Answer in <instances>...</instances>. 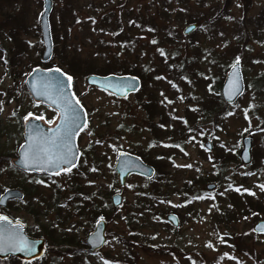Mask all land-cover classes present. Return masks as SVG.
Listing matches in <instances>:
<instances>
[{"label":"rangeland","instance_id":"obj_1","mask_svg":"<svg viewBox=\"0 0 264 264\" xmlns=\"http://www.w3.org/2000/svg\"><path fill=\"white\" fill-rule=\"evenodd\" d=\"M52 1L49 21L58 39L50 61L40 67L58 64L70 75L66 65L69 59L99 69L109 62L133 66L141 72L153 67L154 71L149 69L138 93L121 99L88 86L85 72L91 70L87 66L72 73V92L87 115L76 141L82 152L79 165L51 177L12 173L8 179V167L22 139L24 117L31 112V117L43 116L41 121L52 126L57 114L35 104L21 87L31 62L40 59L42 52L37 27L41 2L0 0V156L8 157L0 162V193L9 187L25 195L1 211L21 219L32 236L43 238L46 247L41 259L27 264H264V235L252 231L257 220H264V214L254 212L255 216H243L234 222H219L216 214L234 197L239 202L246 197L264 202V0ZM117 16L122 25L120 33L116 31ZM192 23L195 29L184 34V27ZM10 32L15 34L16 45ZM21 41L26 42L25 52L18 49ZM174 54L176 63H170ZM236 57H240L243 94L235 103L226 104L213 123L200 120L191 108L214 104L224 74ZM93 71L105 75L98 69ZM147 96L163 109L168 126L174 129L179 122H190L191 133L175 137L182 141L183 151L165 148L172 142L170 133L159 136L153 145L159 147L150 148L154 137L144 129L145 111L138 107ZM188 110L193 113L190 118ZM245 134L252 135V163L243 166L239 160L228 162L220 168V174L215 172L216 162L203 148V137L211 142L214 158L217 148L225 154H238ZM148 139L152 151L149 160L158 159L161 153L170 155V168L160 176L170 178L175 189L190 175L209 180L195 185V195L191 192L187 201L184 195L159 200L146 222L140 219L136 227H131L126 217L133 211L136 192L146 180L132 176L119 186L112 166L116 150L147 146ZM76 178L86 192L107 193L106 199L94 196L103 211L112 192H120L123 197L105 219L106 241L93 255L84 250L93 220L73 210L82 200V195L70 188ZM17 179L23 188L15 185ZM8 180L13 186H8ZM207 183L215 187L206 190ZM186 202L189 207L181 209L180 204ZM168 213L178 216L177 228L166 222ZM0 264L21 263L12 259Z\"/></svg>","mask_w":264,"mask_h":264},{"label":"water","instance_id":"obj_2","mask_svg":"<svg viewBox=\"0 0 264 264\" xmlns=\"http://www.w3.org/2000/svg\"><path fill=\"white\" fill-rule=\"evenodd\" d=\"M52 9V0H42V12L39 17L41 37L44 44V50L41 55L43 62L48 61L51 58L52 54V39L50 34V27L48 16ZM195 25H189L184 28L183 33H189ZM235 63V62H234ZM234 63L228 68L225 72L224 79L220 85V94L225 103H233L236 99L242 94L244 90L243 79L240 70V64L237 67H233ZM56 68L43 69L40 67L33 68L29 74L24 79V84L29 92L30 96L36 100L43 102L50 107L58 110L59 118L57 123L53 127L44 126L38 119L30 118L24 124L23 132V142L19 145L16 151V158L13 160V165L23 171L34 174H50L59 171L56 168H49L47 171H37L35 166H26L23 164L22 158L25 152L29 151V144L33 143L29 137L32 136L36 140H39L41 137L48 136L49 129H53L61 123L60 114L61 109L59 102L53 103V100L57 99L59 95L67 97L72 104V107L75 108L78 123L81 125V128L85 122V111L80 104L76 103V100L70 90V85L67 80V76L63 75L64 73L49 71ZM239 77L238 86L239 91H236L235 81L236 77ZM87 85L95 86L102 90L108 91L113 95L119 98H125L129 94H133L140 89L141 83L138 77L132 75H114L108 74L104 76L99 75H88L85 79ZM232 81L233 83H230ZM126 83H134L135 88H121L117 85H123ZM58 84L60 88L58 90ZM80 130L77 131V134ZM75 134L72 137L71 146L72 153L74 156V163L76 165L78 159V150L76 147V137ZM241 149L239 152V160L243 165H248L251 162V147H252V136L250 134L244 135L241 140ZM205 147L208 150H211V144L207 142ZM113 169L116 173L117 182L122 186L126 178L131 174L141 175L147 179H150L154 176V168L146 164L139 156L130 154L128 152L119 150L116 153L115 162ZM214 184H208L207 189H212ZM22 193L20 190L12 188L7 189L0 194V207H6L7 201L11 199H21ZM121 195L119 193L112 194L110 197L111 204L114 207H117L121 203ZM0 216H6L0 214ZM8 217V216H7ZM166 220L170 222L173 226L178 225V219L174 214H168ZM11 222V223H9ZM22 225L18 229L19 234L23 237V240L27 242V246L23 250L9 249L0 251V259L7 258L9 256H15L16 258L24 261L33 260L41 256L44 248V240L42 238H32L26 234L25 225L19 221ZM17 221H13L8 217V221L0 220V229H15ZM105 222L104 220H97L94 224L92 231L86 236L85 242L89 246L90 251H94L97 248H100L105 240L104 236ZM252 230L255 233L264 234V220H258L252 226ZM8 233L5 232L4 235ZM30 249V250H29Z\"/></svg>","mask_w":264,"mask_h":264},{"label":"trees","instance_id":"obj_3","mask_svg":"<svg viewBox=\"0 0 264 264\" xmlns=\"http://www.w3.org/2000/svg\"><path fill=\"white\" fill-rule=\"evenodd\" d=\"M116 18L117 19L115 20V24H117V29H118L116 31H118V33H120V31L122 29V25L119 23L120 22L119 21L120 16H117ZM106 24H107V22H105V25ZM1 31H2V29H0V32ZM38 31H39V28H38ZM8 34L10 35L11 40L15 41V45H16L15 34L11 33V32ZM56 34L57 33L52 32V38H53V44H54V46H53L54 53H55L56 44H57L56 40L58 39V36ZM125 37H126V35L123 36L124 42H126ZM129 42L131 43V40H129ZM41 47H42V45H41ZM18 49L21 52H25L27 50L26 42L21 41V43L18 45ZM175 57H176V55L174 54L173 57L170 58L171 59L170 63H176V61L174 60ZM15 62L18 63L19 59ZM31 64L33 67V66H37V65L38 66L46 65L48 63L43 64L40 59H37L35 61H32ZM66 65L71 70L70 75L74 72L78 73L81 68L82 69L84 68V66H87L88 70L89 69L91 70V71H86L85 74L86 73L87 74H91V73L100 74V73L93 71V70H97V69L99 71L104 72L105 74H109V73L117 74V72H128L129 74L136 75L140 78V80L142 82L141 87H143V85H145L146 78H147L146 74H147V76L149 75V69L154 71L153 67H151V68L147 67V69L144 68V71L141 72L140 70H137L133 66L124 67L123 65L110 64L109 62H107L106 65H108V66L106 68L99 69V68L91 67V65H89L86 62H84L83 64H80L79 62H77L75 60H69V59L66 61ZM48 66H58L59 68L63 69L58 64H50ZM116 67H119V68H116ZM21 87L23 90H25L23 85ZM152 102H154V103H152ZM225 106H226V104L223 103L219 93L217 92L216 100H215L213 105H210V103H207V104L205 103L203 105H198L196 107L194 106L191 109L196 112V114L200 120L210 119L211 123H213L215 117L221 113V109H223V107H225ZM138 107H141L145 111V120H144V124H143L144 129L147 130L148 134L151 133L152 136L154 137V139L150 141L151 142L150 148H152L154 150L155 148L159 147V146H153V145L157 144V141H159V136H161L164 133H170L171 135H173V137L170 138L172 142H170V144H167L168 146H165V148H167V150H169V151H171V150L183 151L184 147L182 146V141H177V139H175V137H179L178 139H180V138H184L185 135L188 136V134L191 133V129H192L190 122H188V121L187 122L186 121L185 122H179V123H177L176 128H174V129L172 127L168 126L166 124L168 122L166 121L167 118L165 117L163 109L160 108L157 105V103L153 100V98H150V96H147L145 101H143L142 103H139ZM186 114L190 118V116L193 113L188 110ZM154 117L158 118L157 121H152ZM189 118H188V120H189ZM139 130L140 129H138V131ZM2 131H3V129L0 128V134L2 133ZM124 131L134 132L132 129H124ZM117 132H119L118 128L116 130V133ZM204 138L205 137H203L202 142L204 140L206 141V139H207V138L206 139H204ZM174 139L176 141H174ZM208 139H210V138L208 137ZM177 145H178V147H177ZM134 147L135 148H130V149H126V150L128 152H131V153H134V154L140 156L146 163L152 165L156 170V175L151 180H146V185L144 187L139 188L136 192V199L133 202V211L131 213L127 214V217H126V223L131 227L132 226L136 227L138 225V222L140 219L143 220L144 222H146L149 219V214H152L153 210H156L158 208L159 200L171 197V195H184L186 198V201H187L188 200L187 195H189L191 192L193 195H195L194 194L195 193V185H202L205 181L209 180V178H207L206 176H200L199 174L190 175L181 184L179 189H175L174 188L175 185H173L170 182V178H168V177L161 178V176H160L161 173H164L165 169L170 168V164L168 163L169 159H170V155L161 153V154L157 155L158 159L149 160V154L152 153V151L149 152V139H148L147 146H139V147L134 146ZM0 151H2V150H0ZM3 153H4V151H3ZM0 154H2V153H0ZM3 155L0 156L1 157L0 162H5V160H8V157L3 156ZM237 155H238L237 151H234L233 153H226L225 154V153H222L219 148H217V152H216L215 157L210 159L211 161L216 162L215 172L220 174V172H221L220 168L224 167L225 164H227L228 162L236 163L238 161ZM7 163H8V161H7ZM167 164L169 166H167ZM8 169H9V171H8V173H6V177H8V179L11 176H13L12 173L21 175L22 177L26 176L25 173L18 172L13 166L8 167ZM1 171L2 170H0V175H1ZM79 174H80V172H79ZM35 177H38V176H35ZM17 182L18 183H16L15 185H17V187H19V188H21V187L23 188V185H21V182L19 180ZM8 184H9V180H8ZM11 185L13 186V184H9L8 186H11ZM70 188L76 192L75 194H81L82 195V200H81V202L79 201V203H81V205H79L78 203H75L76 207L74 205L73 210L76 214H78V215L83 214V215H86V218H89L90 220H94L97 217H103L104 219H106L108 217V214L114 213L113 212L114 208H112L108 203H106V209L107 210L103 211V210H101V209H103V207H102L103 205L94 200L95 195H99V200L101 198L106 199L107 193H101V192L95 193L93 190L86 192L85 189H83L84 190L83 191L82 186H81V184H79L77 178L75 180H73V182L70 184ZM171 191H175L176 193H171ZM255 201H257V202H255ZM180 207H181V209H184V208H188L189 205H187V202H186L185 204H180ZM254 212H262L261 215L263 216V214H264V202L263 201L261 202L260 200L259 201L253 200L252 198L246 197V198H243V200L241 202H239L234 197V199L233 198L230 199V203H228L225 206H223L222 208H220L216 214H217V218H218L219 222H221V221L222 222L223 221L234 222L243 216H247V215L255 216Z\"/></svg>","mask_w":264,"mask_h":264},{"label":"snow or ice","instance_id":"obj_4","mask_svg":"<svg viewBox=\"0 0 264 264\" xmlns=\"http://www.w3.org/2000/svg\"><path fill=\"white\" fill-rule=\"evenodd\" d=\"M153 43H155V41H153ZM239 61L240 57H236L233 67H237L239 65ZM49 71L61 72L59 68ZM63 75L67 76V80L70 85L73 79L72 76L67 75L66 73ZM238 81L239 77L237 75L236 81L234 82L237 92L239 91ZM230 83L233 82L230 81ZM57 87L59 90L60 85L58 84ZM117 87L134 89L135 84L126 83L123 85H117ZM57 102H59L61 109V123L59 126L49 129L50 134L46 137H41L39 140L30 136L29 138L33 140V143L29 144V151L24 153L21 162L26 166H35L37 171H47L49 168L59 169V171L56 172V175H59L60 172H70L71 169L76 166L74 163L75 158L72 153L71 141L72 137L77 134V131L81 130V125L78 123L76 110L72 107L71 101L67 97L59 95L57 99L53 100V103ZM76 103L79 104V100H77ZM32 115L33 114L30 112L24 117V119L27 120ZM37 119L43 120L44 117L40 116L37 117ZM49 123H52V121H49ZM39 183H44V181H39ZM261 187L264 188V185ZM237 191H239V189H237ZM245 191L248 190L245 189ZM103 219V217H100V220ZM0 220L8 221V217L0 216ZM21 227L22 225L19 221H17L15 229H0V251L9 249L23 250V248L27 246V242L23 240V237L18 231ZM5 232L8 234L4 235ZM105 264H109V262L105 261Z\"/></svg>","mask_w":264,"mask_h":264},{"label":"flooded vegetation","instance_id":"obj_5","mask_svg":"<svg viewBox=\"0 0 264 264\" xmlns=\"http://www.w3.org/2000/svg\"><path fill=\"white\" fill-rule=\"evenodd\" d=\"M82 155V152L81 153H79V156H81ZM80 158V157H79ZM86 249H87V247H86ZM45 250H46V247H45ZM99 251V250H98ZM97 251H95V252H93V254H95Z\"/></svg>","mask_w":264,"mask_h":264}]
</instances>
